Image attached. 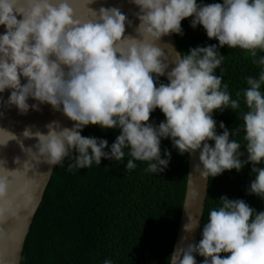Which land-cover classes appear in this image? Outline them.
I'll return each instance as SVG.
<instances>
[{
  "label": "clouds",
  "instance_id": "obj_1",
  "mask_svg": "<svg viewBox=\"0 0 264 264\" xmlns=\"http://www.w3.org/2000/svg\"><path fill=\"white\" fill-rule=\"evenodd\" d=\"M94 0H87V4ZM139 11L135 36L126 35L132 21L116 7L89 8L91 18H77L70 0H0V93L11 90L7 100L0 96V106H15L21 114L40 105H50L73 121L63 127L58 121L47 124V132L27 126L24 139L37 143L25 147L23 140L11 133L6 146L16 141L32 161L50 166L67 159L69 171L101 164L102 158L123 161L127 149L126 169L136 167L133 160L146 161V171L160 173L167 168L171 153L161 158V140L171 139L180 154L194 155L199 163L194 170L203 178H214L225 170L238 172L251 163L255 179L248 188L264 200V71L259 78L248 77L244 90L243 114L247 159L241 143L230 139L233 131L220 122L217 134L215 110L240 107L216 75L225 56L219 48L247 50L254 63L257 50L264 52V0H223L222 3L198 4L197 0H130ZM18 17H20L18 19ZM191 19V27L201 25L207 37L218 45L175 52L173 58L159 46L162 37L183 35L181 22ZM170 65H174L169 70ZM167 75L168 83H157ZM26 82L22 83L21 78ZM237 97L240 96L238 92ZM31 98L37 103L29 105ZM159 108L165 120L158 126L150 123L151 113ZM2 114V113H0ZM119 129L120 134L109 147L106 139L86 137V126ZM214 141V146L207 143ZM15 163L20 164L19 158ZM29 161H24L23 167ZM7 184L0 176V197ZM222 206L210 211L203 224L198 243L188 237L168 257V264H264V211L257 212L243 199L219 198ZM0 207V215L4 214ZM198 218L188 217L183 226L192 233ZM221 253L228 255L221 256ZM104 264H112L105 260Z\"/></svg>",
  "mask_w": 264,
  "mask_h": 264
},
{
  "label": "trees",
  "instance_id": "obj_2",
  "mask_svg": "<svg viewBox=\"0 0 264 264\" xmlns=\"http://www.w3.org/2000/svg\"><path fill=\"white\" fill-rule=\"evenodd\" d=\"M213 2L223 0H197L198 4ZM191 19L181 22L183 35L173 33L180 53L198 46L218 45L217 40L207 37L201 25L192 28ZM219 51L225 58L215 74L222 75L221 87L228 85L231 99H238L240 107L215 110L213 119L217 122V134L223 132L220 122L233 131L230 139L242 144L241 159L246 160L243 114L249 109L243 92L248 87L247 78L258 79L264 65L254 63L250 53L238 47L224 46ZM260 56L264 52L257 50V59ZM159 83L168 81L159 77L157 86ZM260 90L264 93V84ZM164 120V114L157 108L149 122L158 126ZM81 134L106 139L109 147L105 151H109L120 130L90 125ZM209 144L214 146V141ZM165 150L171 153V158L160 173L146 171L148 162L136 160H133L136 167L127 170V160L131 159L127 149L121 162L102 158L100 165L93 162L88 168L73 171L68 170L67 159L56 165L26 236L20 264H104L105 260H111L112 264H168L183 203L188 153L180 154L170 138L161 140V158H166ZM251 168L249 163L239 172L225 170L209 177L197 243L210 211L222 206L219 200L222 196L243 199L257 212L264 211V200L248 193L255 179ZM194 255L197 264H202L204 258ZM225 255L228 254L221 253L222 257Z\"/></svg>",
  "mask_w": 264,
  "mask_h": 264
},
{
  "label": "water",
  "instance_id": "obj_3",
  "mask_svg": "<svg viewBox=\"0 0 264 264\" xmlns=\"http://www.w3.org/2000/svg\"><path fill=\"white\" fill-rule=\"evenodd\" d=\"M70 2L77 18L82 20L91 18L89 8L97 11L100 7L119 8L128 20L132 21L131 26L126 25L125 34L135 36L134 29L139 24L135 13L139 9L130 0H94L89 5L87 0H70ZM4 32V26L0 25V35ZM159 46L164 48L170 58L175 56L174 51L179 52L173 34L162 37ZM172 66L174 65H170L169 70ZM161 77L167 80V75ZM21 82H26L23 77ZM10 91L5 90L0 93V96L7 100ZM28 103L31 105L37 102L29 98ZM0 113H2L0 114V144L6 143L12 132L23 140L25 147H31L37 141L22 137L21 133L25 127L35 126L34 131L39 129L47 132L45 126L52 121H58L61 126L69 128L74 123L62 112L54 111L47 104L40 105L39 111L30 108L27 114H21L15 106H0ZM16 158H19L20 164L15 163ZM198 158L199 150L194 155L188 153L186 185L172 252L181 244L184 236L188 237L187 241H184L185 246L187 243H197L198 240L209 180V178H203L199 171L194 170V166L199 163ZM26 160L29 161L28 166L23 167ZM49 168L50 166L43 162L32 161L16 141H9L6 146L0 145V176L5 178L7 184L4 196L0 197V207L5 210L4 214L0 215V264H20L26 236L55 166H51V170ZM188 217L198 218L200 222L192 233H186L183 230V226L188 223Z\"/></svg>",
  "mask_w": 264,
  "mask_h": 264
}]
</instances>
